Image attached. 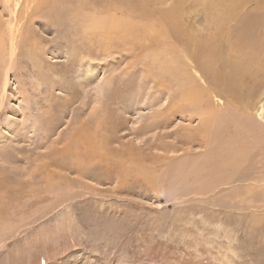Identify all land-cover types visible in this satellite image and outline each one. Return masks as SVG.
Returning <instances> with one entry per match:
<instances>
[{"label": "rangeland", "instance_id": "obj_1", "mask_svg": "<svg viewBox=\"0 0 264 264\" xmlns=\"http://www.w3.org/2000/svg\"><path fill=\"white\" fill-rule=\"evenodd\" d=\"M140 1L45 0L27 18L29 1L0 0V264H264V0L141 2L173 17L174 44L87 27L142 24ZM209 12L230 18L214 77L187 67L209 92L192 104L161 64L210 37Z\"/></svg>", "mask_w": 264, "mask_h": 264}, {"label": "bare ground", "instance_id": "obj_2", "mask_svg": "<svg viewBox=\"0 0 264 264\" xmlns=\"http://www.w3.org/2000/svg\"><path fill=\"white\" fill-rule=\"evenodd\" d=\"M30 2V5H28L29 7V11H26L25 17H29L33 11L36 10L37 7H39V5H41V3L43 4L45 2V0H27ZM70 1V0H69ZM68 0H47L45 5H51V7L53 8V12H55L58 7H61V5L65 4V2H69ZM81 3V8L82 7H86V6H90V3L87 2V0H77ZM89 1V0H88ZM101 1V0H99ZM106 1V5H107V1L110 0H105ZM114 1L112 4V8L111 11H115L117 10L116 8H120L119 6H121V4H123L124 0H111ZM144 0H141L139 4L136 5H131L128 6L126 8V12L127 10L129 12H134V11H138L139 13H141L140 16H142V18L144 19V23L142 24H135V23H131V22H124L122 20H118L115 18H110L109 21L99 19V18H91L90 16L87 17V27L90 28V30H97V32L99 33V35L103 36L102 39H108V40H113L115 38H119L121 39L122 37L125 36H129V35H133V29H142L145 32L144 37L148 38V39H153L156 42H160L161 41H166L169 40V42L172 44L175 43H179L183 40L182 37H184L185 35L182 36V34H180V32H182L183 30L181 28H179V30H177L178 28H176V26L174 25V23H172V19L173 17L167 13L165 15V13L160 14V20L158 22L156 21H151V14L149 9L143 5L141 2H143ZM87 3V4H86ZM29 4V3H28ZM38 4V5H37ZM89 4V5H88ZM97 5V6H96ZM102 5L101 2L96 3L89 7L90 9L92 8L93 11L95 10V12L99 11L100 6ZM104 5V4H103ZM87 8V7H86ZM125 11V10H124ZM112 15V13H110ZM95 15V14H94ZM98 15V14H97ZM93 17V16H92ZM229 17V14H225V15H211V12H209L206 16V21L208 22V24L211 26V28L213 29V33L210 35L209 34V38L207 36V38L203 39V40H199L198 36L193 37L192 35H188L185 38V45L186 47L181 48L180 52L175 51V49L173 48V45L171 46V48H169L168 46L166 47L167 51H165L164 54H173L176 52V59H174L171 62L163 63L161 71L162 72H168L169 74L172 73L175 75L177 74H182L185 75V79H187V81L189 82V84L186 85V87L183 89V92H180V99L182 101H188L191 102L192 104H196V103H202V101H205V98H207V94L209 93H205L206 91L204 89L201 88V86H198L195 82H194V78H192V72H190L188 68L192 69V71H198V72H202L203 74L209 75L211 77H214L211 71H213V67L214 65H217L218 60H220V58L218 57V55L216 54H211L210 56L208 55V53L206 51H208L210 48L211 50L214 49L213 46V39L216 40L217 36H220L219 38L222 37V33H223V23L224 21ZM22 16H19V18H17L15 20L16 23H18L19 20H21ZM86 18V17H85ZM230 18V17H229ZM107 19V18H106ZM180 20V19H179ZM21 22V21H20ZM24 22V21H23ZM142 22V21H141ZM147 22H149L147 24ZM169 23H172L171 26H169ZM9 24V23H8ZM21 24V23H20ZM220 24H222L220 26ZM160 25L162 27V29L160 28ZM20 28L19 26L16 24V26L14 28H10V56L13 55L14 52V46L17 45L18 43V32H19ZM1 31V30H0ZM8 31V30H7ZM89 31V30H88ZM197 31V30H196ZM201 32V31H200ZM8 33V32H7ZM1 34V33H0ZM6 34V33H5ZM241 34V33H239ZM98 35V36H99ZM224 35V34H223ZM231 35V34H230ZM116 36V37H115ZM242 36V35H241ZM7 37V36H6ZM93 37V36H91ZM198 37V39H197ZM201 37V36H200ZM229 37V36H228ZM232 37V36H231ZM238 37V36H237ZM100 38V39H101ZM134 38V37H133ZM240 39V38H238ZM90 40V39H89ZM107 40V41H108ZM221 40V39H220ZM228 40H230L228 38ZM245 40V39H244ZM101 41V40H100ZM105 41V40H104ZM115 41V40H114ZM226 41V40H225ZM111 42V41H110ZM184 42V41H183ZM117 43V42H116ZM169 43V44H170ZM264 43V42H263ZM262 43V45H263ZM156 45V44H155ZM241 45V44H240ZM193 46H195V49H198V52H201L199 50H203L204 52H206V55H201L199 54H195L193 49H191ZM229 46L227 48L228 50V61L230 60V63H228L229 65L233 63V59L232 57L229 56L230 55H235L237 53V51H241L240 49H242V47L239 49H236V45H227ZM17 47V46H16ZM152 47V46H151ZM238 47V46H237ZM256 48V47H255ZM259 48H262V46H260ZM1 40H0V53H1ZM161 51V49H160ZM215 51V50H214ZM262 51V49H261ZM216 52V51H215ZM1 55V54H0ZM161 56V55H160ZM167 56V55H166ZM226 56V55H225ZM156 57V56H155ZM226 58V57H225ZM12 59V58H11ZM185 60V62H182V60ZM222 59V58H221ZM187 60H189L188 62H186ZM166 62V61H165ZM224 63V60H223ZM258 66L262 67L264 66V61L261 60L260 63L258 64ZM230 67V66H229ZM232 68V66L230 67ZM257 69V67H256ZM255 69V70H256ZM147 70V69H146ZM149 70V69H148ZM200 70V71H199ZM160 71V70H159ZM161 72V73H162ZM190 72V73H189ZM7 73V72H6ZM210 73V74H209ZM180 75V76H182ZM161 77V76H160ZM172 77V76H171ZM179 77V76H177ZM168 78V77H167ZM181 78V77H180ZM246 81V80H245ZM252 82V81H251ZM162 83V82H161ZM175 84V83H174ZM209 84V83H208ZM184 86V85H183ZM4 87H5V79L3 82V91H4ZM161 87V84H160ZM2 91V92H3ZM209 91V90H207ZM1 92V93H2ZM0 93V94H1ZM213 93V92H212ZM237 94V93H236ZM242 94V93H241ZM204 97V99H203ZM207 100V99H206ZM200 101V102H199ZM210 101V100H209ZM2 103V102H1ZM190 104V103H189ZM198 107V106H197ZM207 108V107H206ZM179 109V108H178ZM193 111V110H192ZM203 111V110H202ZM206 111V110H205ZM212 111V110H211ZM209 112V111H208ZM206 112V113H208ZM205 114V113H204ZM198 115V114H197ZM261 115V114H260ZM165 116V115H164ZM200 116V115H199ZM203 116V115H202ZM205 116V115H204ZM263 117V115H261ZM213 117V116H212ZM169 118V117H168ZM200 120V119H199ZM208 120V119H207ZM202 121V120H201ZM206 121V119H205ZM165 123V121L163 120L158 121L156 124H163ZM207 123V122H206ZM154 124V123H153ZM155 124V125H156ZM251 144V143H250ZM243 150V149H242ZM240 154V153H239ZM237 158V157H236ZM252 161V160H251ZM183 163V162H182ZM179 165V164H178ZM183 165V164H182Z\"/></svg>", "mask_w": 264, "mask_h": 264}]
</instances>
